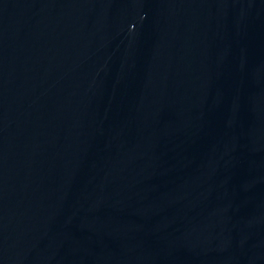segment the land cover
Here are the masks:
<instances>
[{
    "label": "water",
    "instance_id": "95a60500",
    "mask_svg": "<svg viewBox=\"0 0 264 264\" xmlns=\"http://www.w3.org/2000/svg\"><path fill=\"white\" fill-rule=\"evenodd\" d=\"M0 264H264V0H0Z\"/></svg>",
    "mask_w": 264,
    "mask_h": 264
}]
</instances>
